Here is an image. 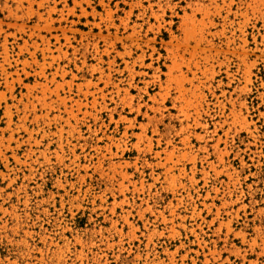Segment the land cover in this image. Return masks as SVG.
<instances>
[{"label":"rangeland","instance_id":"374dc122","mask_svg":"<svg viewBox=\"0 0 264 264\" xmlns=\"http://www.w3.org/2000/svg\"><path fill=\"white\" fill-rule=\"evenodd\" d=\"M0 264H264V0H0Z\"/></svg>","mask_w":264,"mask_h":264}]
</instances>
